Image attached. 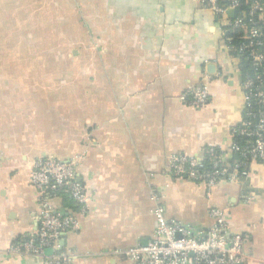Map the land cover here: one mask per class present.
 Segmentation results:
<instances>
[{
  "label": "crops",
  "instance_id": "crops-1",
  "mask_svg": "<svg viewBox=\"0 0 264 264\" xmlns=\"http://www.w3.org/2000/svg\"><path fill=\"white\" fill-rule=\"evenodd\" d=\"M7 1L14 16L35 8L42 18L44 6L46 34L68 37L65 73L0 74V264H42L9 252L38 228L33 163L77 154L85 157L78 175L89 211L56 201L81 225L64 237L73 264H132L108 254L152 240L153 196L167 219L194 231L213 226L211 209L227 208L230 234L243 235L250 264H264L262 165L251 164L245 184L221 183L210 194L169 171L171 156H197L208 146L231 159L232 130L243 121L239 60L226 51L212 12L192 0H0V20L9 17ZM200 83L209 103L181 102Z\"/></svg>",
  "mask_w": 264,
  "mask_h": 264
},
{
  "label": "built area",
  "instance_id": "built-area-1",
  "mask_svg": "<svg viewBox=\"0 0 264 264\" xmlns=\"http://www.w3.org/2000/svg\"><path fill=\"white\" fill-rule=\"evenodd\" d=\"M204 10L212 12L220 24L226 51L238 60L251 63L253 75L243 77L244 117L242 123L232 130L230 148L234 160L215 146H208L197 156L173 155L169 171L178 178L202 184L207 193L221 183L247 182L252 163L264 167V0L252 1L247 16L236 15L239 0H192ZM233 29L244 33V39L233 43ZM188 106H206L210 91L200 83L188 88L181 96ZM242 140V141H241ZM241 141V142H240ZM77 154L66 161L43 157L33 163L30 182L39 194L41 214L36 233L31 234L9 250L14 255L38 258L42 264H73L76 254L60 244L63 236L80 230V222L74 215L63 214L56 201L68 197L81 215L89 211L91 197L78 175L84 160ZM157 201L153 211L155 230L152 240L143 246L117 250L108 255L121 257L132 264H249L252 258L245 252L241 234H230L229 210L213 208L210 216L213 226L205 231H194L188 225L169 220L165 208ZM253 199L245 196L243 202ZM51 250V254L46 252Z\"/></svg>",
  "mask_w": 264,
  "mask_h": 264
},
{
  "label": "rangeland",
  "instance_id": "rangeland-1",
  "mask_svg": "<svg viewBox=\"0 0 264 264\" xmlns=\"http://www.w3.org/2000/svg\"><path fill=\"white\" fill-rule=\"evenodd\" d=\"M14 6V2L7 1L9 17L0 20V74L6 76L65 73L66 69L61 60L66 52L63 39L68 36L46 34L45 26L49 20L44 17V6L38 8L43 12L40 13L43 14L42 18L33 16L36 15L33 13L35 8L32 12L23 8L25 12H16L14 16L10 12Z\"/></svg>",
  "mask_w": 264,
  "mask_h": 264
},
{
  "label": "trees",
  "instance_id": "trees-1",
  "mask_svg": "<svg viewBox=\"0 0 264 264\" xmlns=\"http://www.w3.org/2000/svg\"><path fill=\"white\" fill-rule=\"evenodd\" d=\"M239 1H240V6L236 10V15L237 16L238 15L247 16L249 7H250L252 1H254V0H239ZM229 35L233 37V39H234L233 43H238L239 41L244 39V33L240 32L239 29H233ZM51 59H53V58H51ZM239 67L241 69L243 77H245L247 75L251 76L254 73V71L252 70V67H251V63L249 61H246L244 59L239 60ZM235 158H236V156H232L231 160H234ZM62 198L64 201L68 200V197L64 196ZM27 237L23 238L21 241L26 240Z\"/></svg>",
  "mask_w": 264,
  "mask_h": 264
},
{
  "label": "water",
  "instance_id": "water-1",
  "mask_svg": "<svg viewBox=\"0 0 264 264\" xmlns=\"http://www.w3.org/2000/svg\"><path fill=\"white\" fill-rule=\"evenodd\" d=\"M64 237H65V236H63V238H62L61 241H60V244H61L62 246H64ZM46 253H47V254H51L52 251H51V250H48Z\"/></svg>",
  "mask_w": 264,
  "mask_h": 264
}]
</instances>
